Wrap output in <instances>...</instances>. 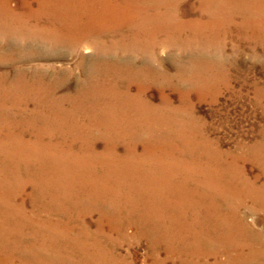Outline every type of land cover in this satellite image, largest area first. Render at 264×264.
<instances>
[{"label": "rangeland", "instance_id": "rangeland-1", "mask_svg": "<svg viewBox=\"0 0 264 264\" xmlns=\"http://www.w3.org/2000/svg\"><path fill=\"white\" fill-rule=\"evenodd\" d=\"M70 4L75 11L66 10ZM86 14L95 17L88 21L89 35ZM58 37L76 45L56 48L52 41ZM18 78L43 79L54 97L75 95L83 82L92 88L85 96L93 117L80 111L88 101L84 109L64 103L62 112L79 122L74 137L62 134L71 130L64 118L48 124L20 117L43 92H27L25 85L10 90ZM137 92L140 99L132 100L130 93ZM107 103L108 115L123 120L127 130L120 123L104 124ZM104 137L114 149L104 148ZM74 138L67 158L63 149ZM25 140L37 142L30 146ZM50 142L60 151L49 154L78 167L70 170L84 176L80 182H89L92 174L97 181L89 184L104 187V199L93 202L89 186L73 191L80 188L70 177L64 189L72 192L66 197L73 193L87 200L68 207L69 215L56 212L67 205L59 181L48 176L53 169L41 159V152L53 149ZM135 146L140 155L128 153ZM27 147L35 149L11 150ZM111 163L119 167L117 174L105 168ZM197 166L209 174L200 177ZM126 167L138 170L135 177L123 171ZM170 168L182 169L170 180L174 187L167 184ZM155 173L158 178H152ZM201 178L213 192L203 210L195 207L172 222H189L204 211L209 223L200 236V227L193 228L198 231L188 237L190 245L183 243L185 249H169L160 236L164 225L155 219L141 224L143 206H154L165 217L164 236L177 237L182 226L175 225L174 234L166 218L179 214L176 204L164 209L156 199H170L169 192L172 197L185 180L194 188ZM143 195L147 200L141 201ZM0 219V264H264V0H0Z\"/></svg>", "mask_w": 264, "mask_h": 264}, {"label": "bare ground", "instance_id": "bare-ground-1", "mask_svg": "<svg viewBox=\"0 0 264 264\" xmlns=\"http://www.w3.org/2000/svg\"><path fill=\"white\" fill-rule=\"evenodd\" d=\"M225 3V2H224ZM224 3H222V4H224ZM63 7V6H62ZM64 8V7H63ZM62 8V9H63ZM61 9V10H62ZM58 10H60V8H58L57 9V11ZM66 10L67 11H69V12H73V11H75L76 10V7L75 6H73L72 4H70V5H68L67 6V8H66ZM87 15V21L86 22H84V23H86L85 24V26H87V28L89 29V33L87 34L86 33V35H89L90 33H91V31H92V27H91V23L90 22H88V21H92V19H93V15H88V14H86ZM94 19H95V17H94ZM87 23H88V25H87ZM75 25H76V23H75ZM77 27V25L76 26H73V28H71V29H75ZM90 27V28H89ZM55 34V33H54ZM61 35V34H60ZM52 39V38H51ZM45 42V41H44ZM53 42V44L55 43V45H56V48H58L57 46H59V45H66V46H70L71 48H69V49H72V47H74L76 44V41H74V43H64V40L61 38V37H58L56 40H54V41H52ZM78 43V42H77ZM50 44V41H49V43H48V45ZM63 45V46H64ZM54 46V45H53ZM61 47V46H60ZM66 48V47H65ZM67 49V48H66ZM98 72V71H97ZM63 74H65V73H63ZM67 76H69L68 74H67ZM84 76V75H83ZM98 76V75H97ZM126 76V75H125ZM20 77V76H19ZM59 79V80H58ZM56 81L57 82H55V84L56 85H58V83H60L61 82V78H58ZM64 81V80H63ZM14 82V81H13ZM53 82V81H52ZM78 84V83H77ZM13 85V86H12ZM21 85H25V86H27V87H25V91H27V92H34V90L36 89L37 91L39 90V91H41V92H43V96H42V98H40L38 101H36V99H35V97H34V108L30 111V110H28V109H26V108H23L22 110H20V112H21V114H20V117H24V115L25 114H27V115H30V117H31V120L32 121H37V119H40V120H42V121H44L45 123H48V124H50V122H57V121H60L61 119H63V120H65L66 119V121H67V123L65 124V125H68V128L69 129H71V130H69V131H65V132H63L62 134H64V133H66V132H70L72 135H73V131H72V129H73V127H74V125H77L79 122L78 121H75V119L74 118H71V117H73V116H71L70 114H65V111L64 112H62V106L64 105V103L65 102H69V103H80L79 105H78V109H84V102L83 101H88V104H90V106L89 107H86L85 108V110L83 111V110H80L81 111V113H83L85 116H87V117H93V115H94V113L92 112V111H86V110H88V108H90L91 107V104H92V101L90 100V99H88L85 95H89V96H91V93L89 92V91H92V88H90L89 89V91L87 90V86H85V84L82 82L81 83V85H80V83L78 84V87H77V93L75 94V95H64V96H61V97H54V95L53 96H51V93H52V90H51V88L50 87H48V84H46L44 81H43V79H39V78H32V79H30L29 81H26V79H17L14 83H12L11 84V89L10 90H13V89H18V88H20V86ZM13 88V89H12ZM58 89V88H57ZM129 92V91H128ZM27 94V93H26ZM127 94H129V93H127ZM98 95V94H97ZM130 98L132 99V100H134L133 98H135V99H140V95H139V93L137 92L136 94H131L130 93ZM82 99V101L81 100H79V99ZM122 98H123V100H124V95L122 94ZM125 98H127V99H129V97H125ZM14 99V98H13ZM20 99V98H19ZM130 100V99H129ZM32 101V100H31ZM131 103V102H130ZM18 104V103H17ZM105 105V104H104ZM145 105L146 106H148V107H152V105L151 104H149L148 105V103H145ZM92 106H94V105H92ZM96 106V105H95ZM144 106V105H143ZM105 108L106 109H104V111H103V113H104V124L106 125H108V124H113V123H120V124H117V125H120L121 126V130L123 131L124 129L125 130H127L128 129V127H124L121 123L123 122V120H120V121H117L116 122V120H114L115 118H113V114H110V115H108L111 111H112V108H109V103H107L106 104V106H105ZM68 109V108H67ZM70 109V108H69ZM43 110H47V111H49V113H50V115H49V117H47V115H48V113L47 114H45V113H43ZM73 110V109H72ZM5 111V110H4ZM3 111V112H4ZM7 111V110H6ZM76 111V110H75ZM152 112V111H151ZM78 114V113H77ZM26 115V116H27ZM80 117V116H79ZM36 119V120H35ZM84 121V120H83ZM89 121L90 122H94L92 119H90L89 118ZM38 123V122H37ZM95 123V122H94ZM143 125V124H142ZM53 126V125H52ZM58 127V126H57ZM86 128H87V126H86ZM112 128H114V127H112ZM50 130V129H49ZM61 130V129H60ZM110 130V129H109ZM55 131V130H54ZM53 131V132H54ZM135 132L136 131H133L132 133H131V136L132 137H134L135 138ZM151 132V131H150ZM44 134H46V132H43ZM42 133V134H43ZM59 134V133H58ZM105 135H107V134H105ZM57 136V135H56ZM63 136V135H62ZM39 137H41V136H39ZM73 137H74V135H73ZM86 137H88V136H86ZM38 138V137H37ZM105 138V140L107 139L106 137H104ZM109 138V137H108ZM49 139V138H48ZM61 140V139H60ZM88 140V142H90L92 139L91 138H88L87 139ZM116 141V140H115ZM37 141H35V140H25V143L26 144H28V145H32V144H35ZM52 142V141H51ZM50 142V144H51V147L53 148V149H49V147H48V150H46V154H43L42 152H41V155L43 156L41 159L43 160V162L44 163H46L49 167H51L52 169H53V171L49 174V172H48V176L50 177V179H51V181L52 182H56V184H57V180L59 181L58 182V185H59V188H61V191L60 192H63L64 191V193H62L63 195L62 196H64L65 198V206L66 207H63V208H60L58 211H56L58 214H68V213H70L72 210H70V209H68V207H72L73 209H76V207H77V205L79 204V202L80 201H82V199L84 198V199H86V196L87 195H84V196H82V197H78L77 198V196H75V197H73V193H72V196L69 198V197H66L67 195H69V194H71V192H69V191H66L64 188H65V182H66V180L68 179V178H70V177H73V178H75V182L74 183H76V185H78L79 186V188L80 189H78V190H73V191H77V192H86L87 191V189H88V186L91 188V190L92 191H94V192H92V194H88V197H92L91 199L93 200V202H95L96 200H99V199H102V197H103V199H104V187H102V188H99L100 186H99V184H89V182H96L97 180H94V176L92 175V174H89V182H87V181H82V182H80V180L81 179H83L84 180V176L82 175V174H79L80 172L79 171H77V170H75V172H73V171H71L70 169H75V168H78V167H75V166H70V165H67L66 163H68V162H70L67 158L68 157H70V154H72V151H73V149H72V146L75 144V142H76V139L74 138L72 141L70 140V143H67V145L65 144V146L66 147H68V149H63V151H65V154L66 155H69V156H67V158H62L61 159V157L57 154V157H56V155H55V152L59 149V151H60V148L58 147V148H55L54 149V147H53V143H51ZM54 142V141H53ZM87 142V141H86ZM87 142V143H88ZM61 143V142H60ZM152 143V142H151ZM56 145V144H55ZM114 143H113V141L112 140H106V142H105V144H104V148H106V149H110V147H112L113 149H114ZM161 145V144H160ZM93 145L91 146V151L93 152ZM29 150V151H32V150H34L33 148H31V150H30V148L29 147H27V148H21V150L20 149H18V148H12L11 150H12V153L14 154H19L21 151H25V150ZM113 149H111L113 152H114V150ZM157 149H160V148H157ZM156 148H154L153 150L154 151H156L157 150ZM49 150H51V151H55L52 155H50L49 153L51 152H48ZM149 150V147H146L145 149H144V151L145 152H147ZM205 150V149H204ZM38 151V150H37ZM44 151V150H43ZM138 150H137V148H136V146H135V150L133 149V150H129L128 149V153H131V155H138L139 154V152H137ZM144 151H143V153H144ZM117 152H114V154H116ZM127 153V154H128ZM148 153V152H147ZM187 153V152H186ZM35 154H36V157H38L37 156V152L35 151ZM140 155V154H139ZM187 156V155H186ZM237 156V155H236ZM127 157V156H126ZM135 157V156H134ZM133 157V158H134ZM51 159H54L53 161H50V162H48L47 160H51ZM128 159H129V157H128ZM128 159L126 158V161H128ZM192 159V158H191ZM37 160H39V158L37 159ZM203 160V159H202ZM206 160V159H205ZM132 161V160H131ZM190 161V160H189ZM53 164H52V163ZM206 162V161H205ZM211 162V161H210ZM41 163V162H40ZM41 164H43V163H41ZM45 164V165H46ZM184 164H186V162L184 163ZM207 164H210V163H207ZM14 165V164H13ZM44 164H43V166H45ZM109 166H107V167H105L106 169H111V170H113V172L115 173V174H117V171L119 170V167H117V164L115 165V164H108ZM115 165V166H114ZM112 166V167H111ZM114 166V167H113ZM128 166H131V167H133L134 169H137V167H140V165H138V164H136V165H130V162H129V164H128ZM203 166H204V164H203ZM53 167H56V170H55V168H53ZM111 167V168H110ZM187 167V166H186ZM195 167V166H194ZM51 168H50V170H51ZM133 168H128V167H126L125 169L123 168V171L125 170H127V171H131V174H132V176H134L135 177V174H134V172L135 171H138V170H134ZM197 168H198V166H197ZM201 168V167H200ZM200 168H198V173H199V175H200V177L202 176V175H206V173H208V170H204V169H201L200 170ZM22 169V168H21ZM46 169V168H45ZM118 169V170H117ZM182 169H184V167L182 168ZM182 169H180V170H177L176 168H170V169H168L167 170V184L169 185V186H173V183L171 184V182H170V180H172L173 179V177H175V173H176V175H177V171H181ZM188 169V168H187ZM213 169V174H216V171H215V169L214 168H212ZM222 169V168H221ZM185 170V169H184ZM189 170V169H188ZM194 170V169H193ZM19 171H21V170H19ZM194 171H196V170H194ZM220 171V170H219ZM11 172V171H10ZM15 172V171H14ZM182 172V171H181ZM18 175H20L19 173H17ZM128 174V173H127ZM161 174H165L162 170H161ZM209 174V173H208ZM28 175V174H27ZM224 175V174H223ZM43 176V175H42ZM35 177V176H34ZM33 177V178H34ZM39 177H40V174H39ZM46 177V176H45ZM45 177H43V178H45ZM48 177V178H49ZM162 177V176H161ZM32 178V179H33ZM152 178H158L157 177V175H156V173H155V175H153L152 176ZM187 178V177H186ZM216 178V177H215ZM222 178V177H221ZM230 178V177H229ZM38 179V178H37ZM87 179H88V176H87ZM160 179V178H159ZM45 180V179H44ZM153 180V179H152ZM191 180V179H190ZM38 181V180H37ZM188 181V180H187ZM193 181V180H192ZM194 181H196V180H194ZM227 181V180H226ZM34 182H36V180L34 179ZM43 182V181H42ZM199 185H197L196 183V185H195V187L194 188H191V187H189L188 185H187V182H186V180L185 181H183V184H181V185H179V184H176V186H175V188H174V191H173V193H172V197H171V195H170V192H169V198L170 199H168V197H166V198H160V199H156V201H157V203H160V204H162V205H160L161 207H163L164 209H168L167 208V206L166 205H168V207H171L172 209H176L177 211H178V215H168V216H166V218H167V220H169V222H168V226L170 227V231L172 232V233H174V226L176 225V226H182V229H183V231H180V232H178V236L177 237H173V238H171L170 239V237H168V236H164V234L165 233H167L168 234V232L164 229V227L165 226H167V222H166V219H165V217L163 216V215H160L159 214V212L158 211H156V209H155V207L154 206H149V207H147V206H143V213L144 214H142V215H140V221H141V224L143 223V224H147L150 220H152V219H155L156 220V222H158L159 223V227H162V225H164L162 228V233L163 234H161L160 236L164 239V240H162V242H165V243H167L168 245H169V249H171V247H179V248H183V249H185V246H182V245H184L183 243H185V244H187V245H190V241L188 240V237L189 236H191V235H193V232H194V234H196L195 233V231H198V229L197 230H194L193 228L195 227V226H198V227H200V232L199 233H197V235L198 236H200V233L202 232V230L205 228V222L206 223H209V215L208 214H206V215H204V211H202L201 213L202 214H200V215H202V216H205V221H203L202 220V218H200L199 216L198 217H195V218H193L191 221H189V222H184V221H181V219L179 220V222H172L173 220H176V218H178V217H181L186 211H190L191 209H194L195 207H200L201 205H204L205 203H206V201L208 200V195H209V193H211L212 191L210 190V189H206L207 188V184H206V182L203 180V178H201L199 181ZM228 182V181H227ZM30 183H32V182H30ZM44 183V182H43ZM50 183V182H49ZM226 183V182H225ZM43 185V184H42ZM51 185V184H50ZM37 186V185H36ZM39 186H40V184H39ZM194 186V185H193ZM219 186H220V184H219ZM229 186V185H228ZM259 186V185H258ZM33 187V186H32ZM45 187H47V186H45ZM56 187L58 188V186L56 185ZM63 187V188H62ZM73 187V186H72ZM174 187V186H173ZM213 187H214V185H213ZM49 188V187H48ZM221 188V187H220ZM219 188V189H220ZM239 188V187H238ZM42 189V188H41ZM201 189H203V190H201ZM241 189V188H240ZM223 190V189H222ZM40 191V190H39ZM49 191H50V189H49ZM213 191H214V189H213ZM220 191V190H219ZM225 191V190H224ZM60 192H58V193H60ZM57 193V194H58ZM184 193H186V194H184ZM213 193V192H212ZM215 193V192H214ZM40 194V193H39ZM55 195V197L57 196V197H59L58 195ZM143 194H144V192H143ZM34 195L36 196V194L34 193ZM75 195V194H74ZM145 195V194H144ZM144 195L142 196V198L140 197V199H141V201H144V199H146L147 200V198H144ZM49 196V195H48ZM54 197V196H53ZM53 197H52V199H53ZM95 197H97V199L95 198ZM210 197H212V196H210ZM95 198V199H94ZM47 199H48V197H47ZM77 199V200H76ZM176 199V200H175ZM178 199V200H177ZM87 200V199H86ZM216 200V199H215ZM224 200V199H223ZM44 201V200H43ZM91 201V200H90ZM53 202V201H52ZM56 202H58V201H56ZM220 203V202H219ZM218 203V204H219ZM54 204H56V203H54ZM69 204V205H68ZM81 204V203H80ZM91 204V203H90ZM174 205V204H176V207L174 206V208L171 206V205ZM200 204V205H199ZM216 204V203H215ZM222 204V203H221ZM47 205H48V203H47ZM53 205V204H52ZM210 205V204H209ZM212 205V204H211ZM214 205V204H213ZM223 205V204H222ZM226 205V204H225ZM224 205V206H225ZM54 206V205H53ZM180 206H181V208H180ZM49 207V206H48ZM60 207V206H59ZM193 207V208H192ZM218 207V206H217ZM226 207H228V206H226ZM225 207V208H226ZM255 207V206H254ZM44 208H45V206H44ZM47 208V207H46ZM56 208V207H55ZM91 208V207H90ZM117 210H119V209H121L120 208V205L119 206H117ZM222 208V207H221ZM224 208V207H223ZM256 208V207H255ZM13 209H14V207H13ZM12 209V210H13ZM43 209V208H42ZM53 209V208H52ZM116 209V208H115ZM124 209H126V206H124ZM200 209L201 210H203V208H201L200 207ZM207 209V208H206ZM9 210V209H8ZM45 210V209H44ZM46 211V210H45ZM48 211V210H47ZM120 211V210H119ZM212 211V210H211ZM223 211V210H222ZM226 211V210H225ZM10 212H12V211H10ZM10 212H7V213H10ZM20 212V211H19ZM27 212V211H26ZM50 212V211H49ZM56 212H54V213H56ZM196 212V211H195ZM17 213V212H16ZM51 213V212H50ZM92 213V212H91ZM118 213H120V212H118ZM187 213V212H186ZM200 213V212H199ZM231 213V212H230ZM20 214V213H19ZM26 214V213H25ZM31 214H32V212H31ZM46 214V213H45ZM23 215V214H22ZM69 215V214H68ZM34 216V215H33ZM65 216V215H64ZM63 216V217H64ZM197 216V215H196ZM234 216V215H233ZM60 217V216H59ZM191 217H192V215H191ZM190 217V218H191ZM213 217V216H212ZM221 217V216H220ZM38 218V217H37ZM36 218V219H37ZM69 218V217H68ZM189 218V217H188ZM13 219V218H12ZM16 219V218H15ZM23 219V218H22ZM35 219V220H36ZM50 219V218H49ZM215 219V218H214ZM1 220V219H0ZM29 220V219H28ZM40 220V219H39ZM75 220V219H74ZM10 221V220H9ZM15 221V220H14ZM59 221V220H58ZM237 221V220H236ZM235 221V222H236ZM26 222V221H25ZM25 222H23V223H25ZM39 222V221H38ZM43 222H45V221H43ZM76 222V221H75ZM81 222V221H80ZM1 223V222H0ZM11 223V222H10ZM29 223V222H28ZM82 223V222H81ZM212 223V222H211ZM223 223V222H222ZM239 223L241 224V222L239 221ZM5 224V223H4ZM14 224H15V222H14ZM26 224V223H25ZM243 224V223H242ZM5 225H7V224H5ZM29 225V224H28ZM48 225V224H47ZM54 225V224H53ZM85 225V224H84ZM84 225H82V226H84ZM213 225V224H212ZM20 226V225H19ZM35 226V225H34ZM68 226V225H67ZM75 226V225H74ZM238 226V225H237ZM23 227V226H22ZM36 227V226H35ZM42 227H43V225H42ZM225 227V226H224ZM230 227V226H229ZM246 227V226H245ZM21 228V227H20ZM20 228H18V229H20ZM26 228V227H25ZM61 228V227H60ZM67 228V227H66ZM86 228V227H85ZM139 228V227H138ZM244 228V227H243ZM242 228V229H243ZM247 228V227H246ZM10 229V228H9ZM13 229H14V227H13ZM16 229V228H15ZM23 229V228H22ZM22 229H21V231H22ZM39 229H41V228H39ZM43 229V228H42ZM46 230H47V228H45ZM82 229V228H81ZM87 229V228H86ZM141 229V228H140ZM155 229V228H154ZM180 229V228H179ZM1 230V229H0ZM6 230V229H5ZM35 231H36V228L34 229ZM53 230V229H52ZM69 230V229H68ZM83 230V229H82ZM244 230V229H243ZM242 230V231H243ZM61 231V230H60ZM90 231V230H89ZM139 231H141V230H139ZM211 231H212V229H211ZM17 232V231H16ZM18 232H19V230H18ZM27 232V231H26ZM31 232V231H30ZM32 232H33V230H32ZM65 232V231H64ZM67 232V231H66ZM70 232V231H69ZM68 232V233H69ZM72 232H74V230L72 231ZM205 232V231H204ZM8 233V232H7ZM48 232L46 231V234H47ZM54 233V232H53ZM61 233H63V232H61ZM203 233V232H202ZM210 233V232H209ZM246 233V232H245ZM244 233V234H245ZM30 234V233H29ZM60 234V233H59ZM174 234H176V232L174 233ZM21 235V234H20ZM42 235V234H41ZM45 235V234H44ZM43 235V236H44ZM53 235V234H52ZM63 235V234H62ZM222 235H223V233H222ZM11 236V235H10ZM22 236V235H21ZM26 236V235H25ZM37 236V235H36ZM47 236H49V235H47ZM46 236V237H47ZM54 236V235H53ZM101 236H104V235H101ZM203 236H204V234H203ZM216 236V235H215ZM1 237V236H0ZM15 237V236H14ZM28 237V236H27ZM30 237V236H29ZM32 237V236H31ZM46 237H44V238H46ZM230 237V236H229ZM23 238V237H22ZM35 238V237H34ZM39 238V237H38ZM63 238V237H62ZM65 238V237H64ZM63 238V239H64ZM90 238V237H89ZM176 238V239H175ZM185 238H187L186 239V241H185ZM212 238V237H211ZM224 238V237H223ZM1 239V238H0ZM11 239V238H10ZM62 239V240H63ZM192 239L193 240H197V237H196V235L195 236H192ZM29 240V239H28ZM33 240V239H32ZM31 240V241H32ZM41 240V239H40ZM43 240V239H42ZM54 240V239H53ZM58 240V239H57ZM61 240V241H62ZM65 240V239H64ZM68 240V239H67ZM219 240V239H218ZM235 240V239H234ZM20 241V240H19ZM18 241V242H19ZM88 241V240H87ZM208 241V240H207ZM22 242V241H21ZM36 242H37V240H36ZM35 242V243H36ZM51 242H53V241H51ZM74 242V241H73ZM76 242V241H75ZM32 243V242H31ZM34 243V242H33ZM41 243V242H40ZM45 243V242H44ZM56 243H59V242H56ZM78 243V242H77ZM0 244H3V242L2 243H0ZM9 244V243H8ZM7 244V245H8ZM28 244H30V243H28ZM49 244V243H48ZM67 244V243H66ZM12 245V244H11ZM17 245V244H16ZM50 245V244H49ZM58 245V244H57ZM64 245H65V243H64ZM5 246V245H4ZM4 246H2V247H4ZM23 246V245H22ZM33 246V245H32ZM35 246V245H34ZM34 246H33V248H34ZM47 246V245H46ZM51 246V245H50ZM49 246V247H50ZM53 246V245H52ZM51 246V247H52ZM56 246V245H55ZM78 246V245H77ZM80 246V245H79ZM85 246V245H84ZM231 246V245H230ZM11 247V246H10ZM15 247V246H14ZM19 247V246H18ZM39 247V246H38ZM57 247V246H56ZM61 247H62V245H61ZM87 247H89V246H87ZM198 247V246H197ZM234 247V246H233ZM19 248H21V247H19ZM28 248V247H27ZM45 248V247H44ZM47 248V247H46ZM79 248V247H78ZM1 249V248H0ZM16 249V248H15ZM49 249V248H48ZM55 249V248H54ZM92 249V248H91ZM157 249V248H156ZM187 249V248H186ZM201 249V248H200ZM208 249V248H207ZM21 250V249H20ZM19 250V251H20ZM41 250V249H40ZM60 251H61V249H59ZM193 250V249H192ZM196 250V249H195ZM13 251V250H12ZM31 251V250H30ZM49 251V250H48ZM53 251V250H52ZM51 251V252H52ZM64 251V250H63ZM62 251V252H63ZM71 251H73V250H71ZM85 251V250H84ZM99 251V250H98ZM44 252V251H43ZM54 252H56V251H54ZM74 252V251H73ZM90 252V251H89ZM88 252V253H89ZM22 253V252H21ZM34 253V252H33ZM38 253V252H37ZM48 253V252H47ZM57 253V252H56ZM82 253V252H81ZM80 253V254H81ZM83 253H85V252H83ZM10 254V253H9ZM25 254V253H24ZM86 254V253H85ZM84 254V255H85ZM157 254V253H156ZM20 255V254H19ZM26 255V254H25ZM73 255V254H72ZM18 256V255H17ZM22 256V255H21ZM88 256V255H87ZM8 257V256H7ZM15 257V256H14ZM48 257V256H47ZM50 257V256H49ZM12 258V257H11ZM23 258V257H22ZM46 258V257H45ZM16 259V258H15ZM65 259V258H64ZM87 259V258H86ZM99 259V258H98ZM231 259V258H230ZM234 259V258H233ZM35 260V259H34ZM43 260V259H42ZM55 260V259H54ZM19 261V260H18ZM30 261V260H29ZM74 261V260H73ZM45 262V261H44ZM56 262V261H55ZM81 262V261H80ZM91 262V261H90ZM94 262V261H93ZM100 262V261H99ZM21 263V262H20ZM28 263V262H27ZM46 263V262H45ZM49 263H53V261L51 260ZM86 263V262H85ZM185 263V262H184ZM218 263V262H217ZM220 263V262H219ZM19 264V263H18ZM81 264V263H80Z\"/></svg>", "mask_w": 264, "mask_h": 264}]
</instances>
